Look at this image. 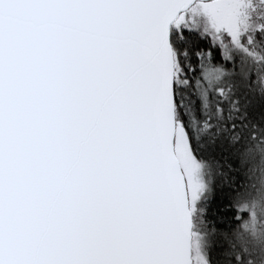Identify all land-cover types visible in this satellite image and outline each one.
I'll return each mask as SVG.
<instances>
[{
	"label": "snow or ice",
	"instance_id": "snow-or-ice-1",
	"mask_svg": "<svg viewBox=\"0 0 264 264\" xmlns=\"http://www.w3.org/2000/svg\"><path fill=\"white\" fill-rule=\"evenodd\" d=\"M0 264H264V0H0Z\"/></svg>",
	"mask_w": 264,
	"mask_h": 264
}]
</instances>
